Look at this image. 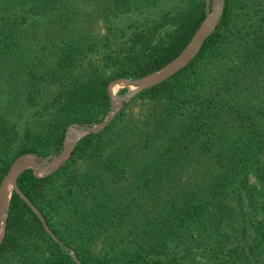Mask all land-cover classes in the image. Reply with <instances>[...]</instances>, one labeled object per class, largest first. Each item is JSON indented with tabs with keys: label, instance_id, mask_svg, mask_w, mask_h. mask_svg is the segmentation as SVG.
<instances>
[{
	"label": "trees",
	"instance_id": "obj_1",
	"mask_svg": "<svg viewBox=\"0 0 264 264\" xmlns=\"http://www.w3.org/2000/svg\"><path fill=\"white\" fill-rule=\"evenodd\" d=\"M128 1L110 0L117 22L124 26L105 19L108 33L96 61L84 54L79 41L68 38L72 12L62 7L66 0L22 3L27 11L60 25L52 31L61 36L57 50L46 56L40 55V49L47 41L31 40L36 36L31 26L35 21L23 18V25L19 24L24 14L20 5L8 11L0 6V73L3 63L7 67L5 88L0 89L5 95L0 113V182L18 158L48 157L61 148L69 127H85L106 116L110 82L139 80L162 70L189 45L205 18L204 0H188L184 9L164 13L158 24L139 18L130 22ZM236 2L224 0L217 30L205 38L191 62L129 102L148 101L150 111L129 123H123L122 112L116 114L101 132L81 138L69 160L49 176L35 177L28 169L17 177L0 263L27 254L31 264H77L50 238L47 226L74 250L81 264H146L137 259L138 253L115 262L99 259L78 251L59 234L77 230L86 219L93 227L105 195L140 189L139 184L153 203L145 225L160 236L159 242L214 204L223 222L233 225L239 217L237 233L245 240L246 175L264 160V27L256 35L237 30ZM52 4L59 7L56 13L49 12ZM166 26L167 31L160 30ZM111 30L126 38L116 41ZM83 62L90 74L75 77L74 68H81ZM42 88L45 98L36 103ZM151 170L172 176L159 190H151L147 177ZM151 235L142 233L147 245L159 249ZM234 252L244 254L245 248Z\"/></svg>",
	"mask_w": 264,
	"mask_h": 264
},
{
	"label": "rangeland",
	"instance_id": "obj_2",
	"mask_svg": "<svg viewBox=\"0 0 264 264\" xmlns=\"http://www.w3.org/2000/svg\"><path fill=\"white\" fill-rule=\"evenodd\" d=\"M24 1L26 0H20V3L19 0H0V6H3L6 11H8L11 7H15L16 9L20 5V11L24 14L18 18L19 24L23 25V18H27V21L30 18L35 21L31 26L36 30V36L31 37V40L34 41V44H37L38 41L42 42L44 39L47 41L45 47L40 49V55L46 56L55 49L57 50L58 38L61 36L54 34L52 31L55 27H60V25H57L58 21L54 23L55 20L42 17L40 14L38 15L37 12H32L31 10L27 11V9H25L26 6H22L24 5L22 4ZM187 2L188 0H129L127 4L132 14L129 20L130 22H135L138 21L136 19L139 18V20L146 19L151 23L158 24L163 21L164 13L170 14L172 9L174 12L179 9H184ZM204 2L206 18L208 14L212 13L214 2L213 0H204ZM218 2L222 3V10L220 18L211 34L217 30L224 8V0H218ZM113 4L114 3L110 2V0H66L62 6L69 13L72 12V19L69 21L66 28L69 32L67 33L69 34L68 38L79 41L83 45L82 51L84 54L94 59L93 61H96V58L99 57V53L102 51L101 41L104 35L108 33L106 32L107 27L105 19L113 21L111 24H121L117 22V17L111 10ZM42 6L45 5L42 3ZM58 8L57 5L52 4L49 7V12L56 13ZM30 15L32 17H30ZM54 18L56 17L54 16ZM233 19L234 26L237 30L246 31L251 35L260 33V26L264 27L262 21L264 19V0H237L233 10ZM121 26H124V24H121ZM168 29L169 28L166 26L162 27L160 30L165 32ZM198 30L191 42L197 39ZM109 33L116 35V41L126 38L122 37V33L115 30H111ZM252 38L261 39V37ZM64 39H66V37H63V40ZM262 40L264 41V36ZM114 47L115 44L112 46V49ZM19 48L23 49V46L20 45ZM197 52L189 62L196 56ZM42 59L47 61L44 57H42ZM83 64L84 62L81 64V68H74L75 77L82 78L90 74V68H85ZM96 67L102 70L101 61H97ZM6 72L7 67L3 63L2 74L0 73V89L5 88L4 74ZM147 78L143 79V81ZM150 78H152V75L149 79ZM135 81L137 80L119 79L110 82L109 85L115 84L113 86H117L116 97L122 99L129 91V87L126 83ZM40 90L41 95L39 96V100H36V103H39L40 99L45 98L44 88ZM134 97L124 103L115 113L116 115L122 112L120 118L124 121L123 123L135 121L138 117H141L152 109V104L148 101H143V99H135L130 104L129 102ZM4 101L5 95L3 91H1L0 113L1 105ZM113 103L114 98L111 97L109 110L106 116L100 118V120L94 121L85 127H69L65 132L61 148L44 159L46 160L51 156L59 154L67 145L66 137L72 136V144H74L75 147L78 141L85 137L78 136L77 132L91 129L93 126L102 123L111 112ZM126 104L130 105L124 106ZM70 156L71 153L66 161L69 160ZM25 159H35L41 164V161L34 156L24 157L22 160ZM260 163L261 164H258V166H251L246 175V194L243 196L244 212L248 216L244 221L247 231L245 240H240L237 233V230L241 228L239 217L233 220V225H229L227 221L223 222L218 213L217 206L214 204L196 220L187 223L183 227H178L172 235L159 242L160 236L154 235L150 227L145 225L147 214L150 212L149 209L152 207L153 203L149 200L147 194L144 193L140 184L138 185L140 189H130L125 193V189H122L121 193H123L124 196L120 192L116 193L115 190L105 195L102 198L103 202L100 208L96 211L94 220L97 224L93 225V227L89 226V219H86L77 230L59 232V234L67 241H71L78 251L90 253L97 256L99 259L111 262L123 260L127 255L138 253L137 259H143L146 264H264V160ZM57 169L55 171H57ZM55 171L48 175H43L42 177L49 176ZM171 176L172 173H161L151 170L147 176L150 179L149 188L151 190H159ZM129 188L130 187L126 189ZM226 204L231 205L229 202H226ZM34 212L42 220L40 213L36 210H34ZM158 215L159 214L153 219H157ZM42 223L45 225L43 220ZM44 229L55 243L64 248L75 263L81 264L72 248L65 247L47 226H44ZM145 231L152 233L150 241L156 238V241L159 243V249L146 244L147 240L142 236V233ZM238 247L242 249L245 248L244 254L238 255L234 252ZM143 248L145 250H143ZM0 264H31V262L27 259L26 254L24 256L14 255L6 258Z\"/></svg>",
	"mask_w": 264,
	"mask_h": 264
},
{
	"label": "water",
	"instance_id": "obj_3",
	"mask_svg": "<svg viewBox=\"0 0 264 264\" xmlns=\"http://www.w3.org/2000/svg\"><path fill=\"white\" fill-rule=\"evenodd\" d=\"M213 2H214V9L211 14H208L206 16L205 21L203 22V24L200 26L198 30V37L194 42H191L174 60H172L169 64H167L162 70L153 74L152 78L149 79L150 77L149 76L148 78L145 77L147 79L144 81L143 79L145 78H142L135 82L126 83V85L129 87L128 93L119 101L117 107L111 110V112L108 114L105 120L102 123L93 126L91 129L78 131L77 135L80 137H83L86 135H91V134L99 132L100 130H102L109 124V122L112 120L115 113L124 103L128 102L132 97H134L139 92L167 80L168 78L173 76L176 72H178L180 69H182L190 61V59L194 56V54L199 50L205 38L211 34L213 28L216 26L220 18V14L222 10V3L218 2V0H213ZM113 85L115 84H110L109 87ZM109 87H108V92H109ZM65 139H67V137ZM73 147H74V144L69 143L63 148V150L59 154L55 156H51L50 158L46 160L44 158L34 156L41 161V164H39L35 159H33L32 163L18 165L17 161L24 156L18 158L15 162H13V164L10 166L9 170L7 171L6 175L3 177L2 181L0 182V230H1L2 219L4 215L3 197L5 194V189L8 186L9 180L14 176L15 178L14 188L12 192L10 193V197H11V194L13 193V191L17 190L16 189V179L22 172L28 169H31L35 177H42L43 175H48L52 173L53 171H55L59 166H61L66 161ZM25 156L31 157V155H25ZM9 201H10V198H9ZM8 206H9V203H8ZM8 206H7L5 218L3 221V228H2V235L0 237V244L2 242L3 235H4V227H5V221H6V216L8 212Z\"/></svg>",
	"mask_w": 264,
	"mask_h": 264
},
{
	"label": "bare ground",
	"instance_id": "obj_4",
	"mask_svg": "<svg viewBox=\"0 0 264 264\" xmlns=\"http://www.w3.org/2000/svg\"><path fill=\"white\" fill-rule=\"evenodd\" d=\"M109 92H110L111 97L114 98V103H113L112 109H115L117 107L119 101L121 100L119 97H116L117 96V86H110L109 87ZM72 142H73V138H72V136H69L67 138V143L66 144L68 145L69 143H72ZM24 157H29V156H24ZM24 157L20 158L17 161L18 165L29 164V163L33 162V160H30V159L22 160ZM14 180H15L14 176L9 180L8 186L5 189V194H4V197H3V201H4V215H3V219H2L0 237L2 235L3 221H4V218H5L7 206H8V203H9L10 193L12 192V190L14 188Z\"/></svg>",
	"mask_w": 264,
	"mask_h": 264
}]
</instances>
